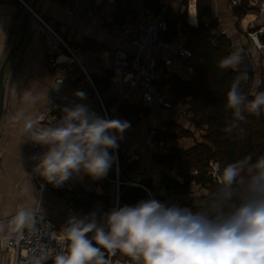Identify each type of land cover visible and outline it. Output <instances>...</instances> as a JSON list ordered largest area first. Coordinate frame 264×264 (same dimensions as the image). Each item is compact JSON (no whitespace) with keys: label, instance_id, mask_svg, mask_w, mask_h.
Masks as SVG:
<instances>
[{"label":"crops","instance_id":"1","mask_svg":"<svg viewBox=\"0 0 264 264\" xmlns=\"http://www.w3.org/2000/svg\"><path fill=\"white\" fill-rule=\"evenodd\" d=\"M25 1L30 4L33 2ZM87 2L89 15L81 16L76 13L78 0H37L22 47L5 66L3 78L5 98L0 119V219L10 218L21 206L33 208L39 203L43 213L51 218L50 223L59 233L67 219L76 214L75 211L79 212V217L95 212L99 219V210L103 206L101 200H93L90 203L96 202L101 206L95 207L93 211H86L77 204V201L83 199L87 193L70 192L54 187L33 175L30 140L19 133V124L11 120L15 111L22 107L20 96L26 90L33 93L47 90V100L41 101L34 109L38 116L50 100L70 107L82 104L87 106L91 113L100 111V103L96 96L98 92L106 110L112 113V119L129 123V127L119 134L117 140L118 148L123 153L121 156L127 159L123 175L127 177L132 174L145 183L151 181L154 189H159L162 186V179L169 176L162 173L163 167L159 164V160L168 156L166 145L184 144L194 140L185 147L188 149L195 144L196 138L198 141L202 139H199L196 132L193 133L196 124L194 114L189 110L190 99L178 98L182 111L161 109L151 112L142 105L139 93L135 89H130L131 76L111 68L113 49L122 47L129 52H135L134 47L122 33L133 27V17L140 10H150L155 14L147 3H159L162 11L164 8H170L174 13L184 15L189 25L198 26L197 0H87ZM207 6L211 11L207 23L214 24L212 32L227 36L232 43V52H238L242 56L246 51L255 65L257 76L263 74L264 55L255 47L248 36V31L251 26L264 27V0H210ZM26 10L27 7L21 0H0V30L5 36L4 50L0 52V73L7 55L21 41L22 16ZM192 11L194 17L190 15ZM37 16L61 35L77 55L82 68L74 62L61 44L56 42L53 47H47L43 40L36 36L35 31L40 26ZM52 37L50 33H46L44 40ZM166 40L169 43L167 48L147 49L143 55L160 58L172 54L174 48L185 46L187 35L179 32L177 36L167 35ZM50 54L58 61L67 63L70 68L64 83L57 90L53 89L55 77L49 65ZM181 61L183 65L179 66L180 62L177 61L171 75L176 73L186 78L190 75L184 66L187 60ZM165 81L163 86H169L172 90L171 85ZM76 92H83L85 98L78 99L75 96ZM180 129L191 134L172 136L178 134ZM151 134L158 144L155 148L150 146ZM108 151L112 156V149ZM130 165L134 167L129 168ZM69 182L78 185L92 183V179L80 174L70 178ZM25 187L31 190L30 196L21 194ZM100 188L102 187L88 194L95 193L108 197L105 190L99 191ZM69 201L74 202L73 206ZM17 261V253L8 246L6 240H0V264H17Z\"/></svg>","mask_w":264,"mask_h":264},{"label":"clouds","instance_id":"2","mask_svg":"<svg viewBox=\"0 0 264 264\" xmlns=\"http://www.w3.org/2000/svg\"><path fill=\"white\" fill-rule=\"evenodd\" d=\"M4 40L0 30V52ZM240 62L241 55L232 52L217 67L237 71ZM246 79V73L238 74L225 97L230 116L223 131L229 135L243 132L245 113L264 115V91L243 92L241 81ZM75 96L85 98L83 92ZM20 99L22 107L11 120L19 124L22 136L47 149L33 157V173L54 187L80 174L93 180L107 175L113 159L108 150L118 148L127 121L102 119L76 104L63 108L54 124L45 125L34 109L47 100V90H26ZM214 179L217 187L202 210L151 198L114 207L99 219L95 212L73 214L51 235L56 246L33 249L26 264H114L117 255L126 257L128 264H264V154L253 159L249 153L217 168ZM21 194L30 196L31 190L25 187ZM41 220L39 203L21 206L10 218L0 219V239L35 234Z\"/></svg>","mask_w":264,"mask_h":264},{"label":"built area","instance_id":"3","mask_svg":"<svg viewBox=\"0 0 264 264\" xmlns=\"http://www.w3.org/2000/svg\"><path fill=\"white\" fill-rule=\"evenodd\" d=\"M21 1L27 9L30 8L25 0ZM32 12L34 15V10H32ZM165 12V8L159 15L154 14L150 10H140L137 12L133 19V27L122 33V35L126 37L134 47L135 52H129L122 47H116L111 53V68L116 71L128 73L131 76L129 79L130 89H135L139 93L142 105L147 107L151 112L161 109H178L179 111H182V106L178 101V97L169 86H163V82L166 77H169V75L174 72L173 69L177 61L180 62L179 66H181L183 65L181 61L182 59L188 60L193 55L192 51L186 46L174 48L172 54H166L160 58L146 57L143 55V52L147 49H164L168 47L169 43L166 40V35L169 31V23ZM76 13L81 16L89 15L87 0H78ZM37 18L40 21V26L35 31V34L43 40V44L47 47H53L56 42L61 44L72 56L74 62L81 67L77 55L72 48L68 46L61 35H59L54 28L40 16H37ZM46 33H50L53 37L44 40ZM262 34H264V27L256 28L251 26L248 31V36L252 39L255 47L264 55V43L260 39ZM48 59L55 77L53 89L57 90L60 85L64 83L70 68L67 63L58 61L52 54L49 55ZM184 66L188 73L193 74L195 72L194 66L190 63L186 62ZM239 67L245 71H255V65L252 63L250 55L246 51L242 53ZM96 96L100 103V111H95L93 113L99 118L111 120L112 113H109L106 110L98 92ZM65 107L70 106L59 105L54 100H50L39 115L42 123L45 125L54 124L63 116L62 109ZM150 138V146L152 148L157 147L158 144L154 140L153 134L150 135ZM46 150V147L30 141V155L33 160L32 173L37 162L33 157L42 155ZM121 154L123 153L119 148L115 150L112 149V164L104 178L99 180L92 179V183L85 182L78 185H75L68 180L59 187L70 192H83L84 194L91 193L97 188L102 187L106 191V195L109 197L111 209L114 207H120L122 186L139 187L145 192V200L154 198L169 206L177 205L182 208H192L194 211L193 201L197 194L193 189L183 188L169 190L163 185L159 189H154L141 180H130L123 175L120 163ZM211 167L209 173L214 178V173L217 168H219L218 162L212 161ZM33 175L36 179L39 177L35 173H33ZM44 185L45 184H43V186ZM69 203L72 206L74 204L73 201H69ZM75 212V215L79 216V212ZM50 219L51 218L43 213V220L37 224L38 231L35 234L29 235L28 233H25L22 238L13 235L6 240L8 246L18 255L17 264H26L27 258L33 249L39 251V248H51L56 246L55 241L50 239V237L53 232L57 233V230L55 226L50 223ZM112 259L114 264H128V259L120 255H117ZM48 264H51V261H49Z\"/></svg>","mask_w":264,"mask_h":264},{"label":"trees","instance_id":"4","mask_svg":"<svg viewBox=\"0 0 264 264\" xmlns=\"http://www.w3.org/2000/svg\"><path fill=\"white\" fill-rule=\"evenodd\" d=\"M209 1L197 0L198 26L189 25L184 15H178L170 8H167L165 12L169 23L167 35L177 36L179 32L187 35L185 46L193 54L187 62L194 66L195 72L186 78L175 73L164 81L171 85L178 98L190 99L189 110L194 114L196 127H202L205 131L201 141L196 140L194 145L182 151L179 159L180 167L184 165L185 169L201 170L211 161L218 162L219 168H223L226 164L242 159L249 153L253 154V159L264 154V115L256 117L245 113L247 119L241 123L242 133L234 132L229 135L223 131L227 118L230 116V113L224 109L225 97L237 75L247 74V79L241 81V90L245 93L264 91V82L256 81L254 71H245L239 67L237 71L217 67L221 58L232 53V43L227 36L213 33L214 24L207 23L211 15L207 6ZM147 4L156 15L162 13L161 4ZM191 14L194 16L193 11ZM135 16L136 14L133 19ZM260 39L264 43V34ZM189 134L191 133L180 129L178 134L172 136H188ZM180 172L185 177L184 183H179L174 177L166 176L161 184L169 190L188 188L186 184H190L193 180L203 184L207 187L208 194L199 196L193 201L194 211L202 210L208 196L215 191L216 182L213 183L212 180L205 178L203 171H199L198 176H191L183 170ZM146 184L153 188L151 181ZM172 184L179 188H172ZM93 200L103 202L99 216L111 210L109 197L95 193L86 194L83 199H78L77 204L80 207H87L88 202ZM142 200H145V192L141 188L122 186L120 206H134Z\"/></svg>","mask_w":264,"mask_h":264},{"label":"rangeland","instance_id":"5","mask_svg":"<svg viewBox=\"0 0 264 264\" xmlns=\"http://www.w3.org/2000/svg\"><path fill=\"white\" fill-rule=\"evenodd\" d=\"M254 75H255V79L257 82H264V74H261L259 76H257L256 71H254ZM177 130V129H176ZM196 132V134L198 135L199 139L202 138V136L205 134L204 129L201 128H197L196 126L193 128V133ZM197 140V138H196ZM202 140V139H201ZM194 140H191L190 142L192 143ZM190 142H186L184 144H180V143H176V144H172L170 146L166 145V151H167V158H163L161 160V162H159V164L163 167L161 171H163L162 173H165L164 175H175V179L179 182V183H184L185 177H183L180 173L181 170L185 171L186 173H189L191 176H198L199 171L204 173V177L212 180V182L214 183V178L212 175H210L209 171L211 170V163L212 161L209 163V165L207 167H203V169L198 170L195 168H186L183 166L180 167V163L181 161L180 159V155L182 153V151H184L185 147L190 143ZM174 156L173 158H168ZM127 162V159L123 156L120 157V163H121V167H122V171L125 167V163ZM158 164V165H159ZM159 165V166H160ZM134 167L133 165H130L129 168ZM165 170V171H164ZM167 171V173H166ZM161 173V175H162ZM170 173V174H169ZM163 176V175H162ZM126 178H129L130 180H135V181H140L141 179H138L136 176L134 177L132 174L127 175ZM180 178L181 181L178 179ZM188 188H191L195 191V193L197 194V196H202L205 195L206 193H208V189L206 186H204L203 184H200L198 182H196L195 180H193L190 184H186ZM172 188H179L178 186L172 184ZM99 191L104 192L103 188H100ZM87 207H83L84 210L86 211H93L95 207L97 206H101V204H98L96 202H88V204L86 205Z\"/></svg>","mask_w":264,"mask_h":264},{"label":"water","instance_id":"6","mask_svg":"<svg viewBox=\"0 0 264 264\" xmlns=\"http://www.w3.org/2000/svg\"><path fill=\"white\" fill-rule=\"evenodd\" d=\"M37 0H33V2L29 4L30 8L27 9L25 11V13L22 16V37H21V41L20 43L14 47L13 49H11V51L9 52V54L7 55V58L3 64V67L1 69V73H0V119L3 113V105H4V98H5V88L3 85V78H4V72H5V66L9 63V61L11 60V58L15 55V53L17 51L20 50V48L22 47V44L24 42V39L27 35V31H28V26H29V21L31 19V17L33 16V12L32 10H34V7L36 5Z\"/></svg>","mask_w":264,"mask_h":264}]
</instances>
